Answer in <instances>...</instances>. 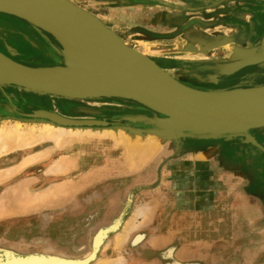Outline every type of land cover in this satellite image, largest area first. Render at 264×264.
<instances>
[{
    "label": "rangeland",
    "instance_id": "rangeland-1",
    "mask_svg": "<svg viewBox=\"0 0 264 264\" xmlns=\"http://www.w3.org/2000/svg\"><path fill=\"white\" fill-rule=\"evenodd\" d=\"M152 2L127 4L129 7L112 11L116 16L149 12L146 16L153 17L152 22L150 18L144 23L123 21L129 26L128 31L106 25L128 47L148 56L184 85L191 87L187 83L193 79L201 81L204 89L194 90L264 85V69L258 66L247 67L229 78L215 77L218 67L231 64L261 45L264 0ZM0 22L4 25L0 38L9 40L10 36L9 41L14 39L18 46L0 47L11 59L25 66H37L59 57L52 44H33L31 40L39 35L33 31L31 35L22 28L20 25L25 23L21 19L0 13ZM52 43H56L53 38ZM131 103L116 98L38 95L14 86L0 88V130H11L17 123L25 130L34 127L33 137L39 140L31 147L0 157V250L22 256L45 254L85 259L92 251L94 235L126 212L122 227L110 235L91 264H264V247L249 243L259 240L256 231L251 238L250 231L231 228L228 213L237 194L256 196L260 192L259 186L250 189L242 185L246 174L253 176L254 184L264 185V128L250 131L255 143L244 137L181 138L160 146L157 137L147 136L139 147L95 133L133 127L128 118L156 116L150 110L151 116L139 115ZM37 111L106 121L109 125L67 128L27 116ZM47 124L64 136L79 130L93 134L78 140L79 145L68 143L59 147L58 142L42 137L41 130ZM86 142L94 145L88 147ZM132 152L138 153L137 164L127 161V154ZM15 206L21 209L11 212ZM214 209L227 212L222 214L220 234L214 238L211 231L197 228L191 231L190 243L184 240L182 223H209L213 219L202 218L203 214L197 212ZM188 211L194 216L183 221L181 214ZM154 214L156 220L149 225L147 221ZM166 216L173 223L165 224ZM204 233L212 245H201V257H197L199 247L194 243ZM165 238L170 241L168 246L156 244ZM183 246L190 248L191 257L180 256Z\"/></svg>",
    "mask_w": 264,
    "mask_h": 264
},
{
    "label": "water",
    "instance_id": "water-1",
    "mask_svg": "<svg viewBox=\"0 0 264 264\" xmlns=\"http://www.w3.org/2000/svg\"><path fill=\"white\" fill-rule=\"evenodd\" d=\"M0 13L28 21L46 32L57 43L58 47L51 42L58 56L71 60L74 67L82 72L80 79L75 81L51 79L0 52V88L14 86L38 95L67 99L116 98L131 101L156 116L128 118L133 127L119 129L137 134L144 140L147 136L157 137L160 146L181 138L244 137L247 142L255 143L250 131L264 128V85L194 90L159 69L148 56L126 46L123 39L98 17L70 0H0ZM28 13L39 15L54 29L33 23L25 15ZM72 39L108 46L122 58L127 71L123 73L92 64ZM139 55L148 57L149 65ZM251 66L264 69V37L257 49L246 52L231 64L218 67L215 77L229 78ZM27 116L46 119L67 128H106L109 125L106 121L68 119L48 111H37ZM125 213L94 235L92 251L85 259L45 254L22 256L13 251L0 250V256H3L0 257V264H5L7 255L15 256L11 257L15 264H91L110 235L122 227Z\"/></svg>",
    "mask_w": 264,
    "mask_h": 264
},
{
    "label": "bare ground",
    "instance_id": "bare-ground-1",
    "mask_svg": "<svg viewBox=\"0 0 264 264\" xmlns=\"http://www.w3.org/2000/svg\"><path fill=\"white\" fill-rule=\"evenodd\" d=\"M25 15L27 17H30V19H31V21H33V23L42 25V26L49 28V29H54V27L52 25H50L48 22H46L44 19H42L39 15H37L35 13H28ZM134 15H135V19H134V16H130V17L125 16V18L130 19L132 21L133 20H136V21L137 20H145L146 21L151 17V16L138 14V17H140V18L137 19V16H136L137 14H134ZM151 20H154V18L152 17ZM22 21H24V20H22ZM132 21H129V22H132ZM24 23L25 24H23V25L21 24L20 26L22 28H25L26 30L30 31L29 33L31 35L34 32V33H37L39 35V37H41L46 43L52 42V40L49 37H47L48 34L46 32H43L41 29L35 27L32 23H30L28 21H24ZM6 24L9 25L8 23H6ZM0 26H2L1 22H0ZM6 27L8 28V26H6ZM0 28H4V25ZM9 40L6 37L0 38V47L1 48L7 47V46L11 47L12 45L15 47L17 46L14 43L15 42L14 39H13V41H9ZM73 41H74L75 45L84 53V55L87 57V59L92 64L99 66V67H104L107 69H113L115 71H121L123 73H125L127 71L124 62L122 61V58L116 52L112 51L108 46L97 44V43H82V42L77 41L75 39ZM124 44L126 45V43H124ZM55 46L58 47V45L56 43H55ZM1 53H3V52H1ZM135 53L137 54L138 52H135ZM48 55H49V53H48ZM140 57L142 58V60H144L147 63V65H149V62L146 59L148 57H145V58L143 56H140ZM149 60H151V59H149ZM156 66L158 67V64H156ZM31 67L39 70L38 73L42 74L43 76H45L47 78L61 79V80H65L66 82L78 80L82 76V72L74 67L71 60H68V59L60 57V56L59 57L56 56V58L54 59V62H52V63H48V64L41 63V64H38L37 66H31ZM158 68L160 69V67H158ZM163 71L168 74V71H166V70H163ZM0 76H2L1 71H0ZM233 85H235V84H233ZM230 86H232V85H230ZM190 88L195 89L196 87H190ZM197 91H199V90H197ZM200 91H202V90H200ZM45 122H46V120H45ZM43 127L44 128L41 130L42 137L47 138V139L49 138V139H52L53 141L58 142L59 147L61 146L60 144L65 145L68 143L69 144L70 143H78V145H79L78 140L82 141L86 138H89L90 135L93 134L90 131H83V130L77 131L76 130L77 132L69 134L67 136H64L63 134H59V133L55 132L53 130L54 127L50 124L44 125ZM34 131H35L34 127H32V128L29 127L28 130L27 129L25 130L18 123H17V126H15V128H12L11 130L10 129L5 130L4 128H2L0 130V157L4 153L10 155L11 153L12 154L15 153V151L20 149V148H23V149L28 148V147H31L32 145H35L36 143H38L39 140L37 141L33 137ZM65 131H67V130H65ZM95 133L99 134V136L113 137L117 140H121L122 142H125V143L129 142L131 145H137V146L143 140V138L140 137L139 135L134 134V133H129L124 129L99 130V131H96ZM64 137H66V138H64ZM60 138L61 139L63 138L64 140L62 139V142H61ZM92 145H94V143L86 142V146L91 147ZM150 145H153V143H151ZM140 147H141V145H140ZM143 147L144 146H142V148ZM150 149H152V146ZM157 153L155 152V154H157ZM137 157H138V153L132 152V153H128L126 158H127V161H129L133 164H137V160H138ZM71 159H72V157H71ZM24 206L25 205H22V208ZM20 209L21 208L19 206H15L11 212H13V211L16 212V211H19ZM0 257H3V256H0ZM7 257L8 258H7V261L5 262V264H15L16 263L15 260L11 259V257H15V256L7 255Z\"/></svg>",
    "mask_w": 264,
    "mask_h": 264
},
{
    "label": "crops",
    "instance_id": "crops-1",
    "mask_svg": "<svg viewBox=\"0 0 264 264\" xmlns=\"http://www.w3.org/2000/svg\"><path fill=\"white\" fill-rule=\"evenodd\" d=\"M87 9L88 8H86L85 10L89 12V10H87ZM90 13H92V12H90ZM143 14L144 15H150L149 12H145V11L143 12ZM151 15H152V13H151ZM120 18L124 21V15L121 16ZM202 153H204V152H202ZM206 153H209V152H206ZM195 164H197L196 161H195ZM249 175L246 174L244 183L242 185H245L247 188H250V189H252L253 186H259L258 188L260 189V192H258V194L256 196H254L253 194H248V193L236 195L235 203L233 202L234 206L233 207L231 206L229 208V211H228V213L230 214V217H231L230 224L232 225L231 228L250 231L249 234H251V238L254 236V232L256 231V234L258 235L259 240L257 242H254L252 240L249 243L253 247L256 244L258 248H260V247L263 248L264 247V185H262V183L261 184L259 183L260 185L254 184L253 183L254 182L253 176L250 175L251 177H249ZM197 214L198 215L203 214L202 218L208 216V218L213 219V221H211L209 223H207L206 221L205 222L199 221L197 223V226L194 225V223L193 224H189L188 222L182 223L184 240H187L188 243H190L191 231L195 230L197 228L199 230L203 229L204 232H207L208 230L211 231L214 234L213 235L214 238L217 236V234H220V231L223 229V227L221 226L222 214H227L226 209L225 210L214 209L213 211L197 212ZM181 215H182V218L184 221L186 218H188L190 216H194V213L191 211H188V212H185ZM155 220H156V216L154 214L153 216H150L147 223H149V225L153 224L155 222ZM164 221H165V224L166 223L169 224V222L173 223V220H168V216L165 217ZM173 226H175V225H173ZM218 236L220 238H222L220 235H218ZM206 237H207V235H205V233L203 234V236L199 235V237H197V241L194 243V245H197L199 247L198 254L196 253L198 255L197 257H201V253H200L201 245H207V246L212 245V243L206 241L207 240ZM208 237H210V236H208ZM165 239L166 240L158 241L156 244L162 245V246H168L170 244V241L167 240V238H165ZM215 241L216 240H214V242H213L214 245L216 244ZM252 250H253V248H252ZM194 254H195V251H192V256ZM250 254H251V252H250ZM180 256L191 257L190 248L183 246V248L180 252ZM247 257H252V256L249 255Z\"/></svg>",
    "mask_w": 264,
    "mask_h": 264
},
{
    "label": "flooded vegetation",
    "instance_id": "flooded-vegetation-1",
    "mask_svg": "<svg viewBox=\"0 0 264 264\" xmlns=\"http://www.w3.org/2000/svg\"><path fill=\"white\" fill-rule=\"evenodd\" d=\"M81 1H82V3L78 4L80 7L88 8L87 10H89V12H92L93 14L98 16L101 19V21L104 22L105 24H107L110 28H116V29H122V30L126 29V31L129 30V26H127L123 22V20L120 18L121 16H116V14H114V12H112V11L126 8L128 5L136 6V5L144 4L146 2L150 3V5L153 4V2H152L153 0H150V2L148 0H81ZM171 8H173V7H171ZM134 14H137V13L129 12L127 14H124V21H132L130 19H126L125 16H128V17L134 16V19H135V15ZM141 15H144V14H141ZM138 18H140V17L137 16V19ZM151 18L152 17H150L149 22L150 21L152 22ZM132 22H134V23L135 22L144 23V22H148V21L147 20L146 21L145 20H137V21L133 20ZM47 37H49L52 40V38L49 35H47ZM9 38L12 40V38L10 36H9ZM30 39H32V38H29V40ZM36 41H37L38 44H40V46L42 45V46L47 47V45H46L47 43L41 37H36L35 40H33V39L31 40V42H33V44H35ZM1 50L2 49H0V51ZM55 58H56V56H55ZM193 82H195V83H193ZM189 83L190 82H188L187 84L191 85V87H197V88H200V89H204L201 86L202 85L201 81H196V80L193 79V81L190 84ZM131 105L136 108V110L140 113L139 115H150L151 116V113L148 111V109H146V108H144V107H142V106H140L138 104H135V103H131ZM49 112H51V111H49ZM51 113H54V112H51ZM58 115H60L62 117H65V118H68V119H74V118H71L70 116H67V115H61V114H58ZM75 120H80V119H75ZM83 120H92V119H83ZM187 149H188V147H182V150H187Z\"/></svg>",
    "mask_w": 264,
    "mask_h": 264
}]
</instances>
